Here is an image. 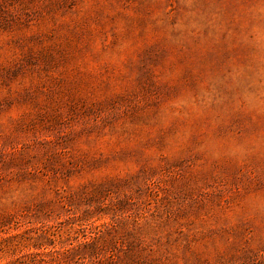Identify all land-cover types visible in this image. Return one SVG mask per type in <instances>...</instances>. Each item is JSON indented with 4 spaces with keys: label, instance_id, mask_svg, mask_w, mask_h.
Masks as SVG:
<instances>
[{
    "label": "rangeland",
    "instance_id": "rangeland-1",
    "mask_svg": "<svg viewBox=\"0 0 264 264\" xmlns=\"http://www.w3.org/2000/svg\"><path fill=\"white\" fill-rule=\"evenodd\" d=\"M0 264H264V0H0Z\"/></svg>",
    "mask_w": 264,
    "mask_h": 264
}]
</instances>
